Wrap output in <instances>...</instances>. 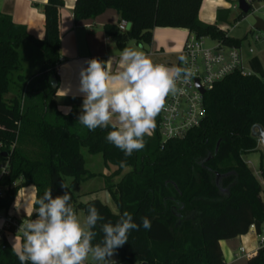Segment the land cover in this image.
Wrapping results in <instances>:
<instances>
[{"label":"trees","instance_id":"obj_1","mask_svg":"<svg viewBox=\"0 0 264 264\" xmlns=\"http://www.w3.org/2000/svg\"><path fill=\"white\" fill-rule=\"evenodd\" d=\"M202 1L76 0L73 17L77 22L107 9L116 10L130 28L122 31L107 25L105 30L120 48L130 40L150 44L158 27L187 29L199 38L241 48L245 38H234L217 24L199 19ZM63 6V0L45 3L42 40L0 12V164L8 163L0 180L5 188L0 209L9 210L19 191L33 186L35 210L36 199L47 189L51 188L53 197L63 195L61 184L69 177L71 182L66 183L76 211L82 209L87 215L88 207L94 205L105 221L113 223L128 211L141 225L130 232L128 243L117 249L120 264H223L220 241L245 236L251 226L260 235L264 224V188L243 158L257 147L252 127L259 124L264 128V76L258 75L262 71L250 76L233 72L217 82L204 95L202 124L183 138L163 142L156 118L153 134L145 136L146 147L126 157L107 142L110 128L89 131L77 121L75 110L62 114L54 102L57 89L50 79L54 75L58 80ZM248 14L239 13L237 19ZM24 42L36 45L44 62L20 94L7 99L21 69ZM82 148L102 155L107 167L115 166L107 190L118 213L97 198L79 203L72 193V187L95 176L86 168ZM121 161H126V166H121ZM127 167L131 170L114 183V177ZM260 170L264 179L262 164ZM143 217L151 221L150 230L143 228ZM102 237L99 233L93 243ZM0 264H20L5 238H0ZM245 264H264V245Z\"/></svg>","mask_w":264,"mask_h":264},{"label":"clouds","instance_id":"obj_2","mask_svg":"<svg viewBox=\"0 0 264 264\" xmlns=\"http://www.w3.org/2000/svg\"><path fill=\"white\" fill-rule=\"evenodd\" d=\"M180 61L187 63L184 56ZM86 63L87 67L80 70L76 92L61 87L57 94L61 99L70 93L73 98L82 95L77 121L89 131L110 128L107 142L126 157L146 147L145 136L152 134L166 98L182 91L178 82H187L191 75L188 68L154 63L143 51L130 47L123 48L118 58H92ZM63 110L67 115L71 107ZM121 166H126V161H121ZM61 188L64 194L55 197L51 188L47 189L36 199L38 207L26 213L27 219L17 231L22 236L16 234L12 244L20 264H85L89 259L94 264H116L112 257L117 249L128 243L130 232L141 225L128 211L115 223L105 221L94 205L81 220L71 203L69 185L62 182ZM142 226L150 230L151 221L143 217ZM96 229L103 237L94 244L99 234Z\"/></svg>","mask_w":264,"mask_h":264},{"label":"crops","instance_id":"obj_3","mask_svg":"<svg viewBox=\"0 0 264 264\" xmlns=\"http://www.w3.org/2000/svg\"><path fill=\"white\" fill-rule=\"evenodd\" d=\"M75 1L76 0H63L64 6L60 10V61L56 66V74L58 76L57 90L61 87L71 88L72 93L76 92L77 86L79 85L81 68L87 67L86 61L92 58H98L102 61H107L110 57L118 58L123 49L118 47L116 42L109 37L105 30L107 25L118 26L121 21L119 13L114 9H107L94 18L83 19L76 22L73 17ZM234 1L203 0L199 11V19L204 23L217 24L219 28L226 30L228 34L234 38H245L244 40H246L247 34H245L243 38H239L231 33L232 28L237 25H232V22L234 21L237 23L240 21L237 19L238 16H232L231 10H238L239 13H242L239 8H234L237 4V0ZM46 2L47 0H0V12L11 17L16 24L24 26L28 33L35 39L42 40L45 35L44 5ZM231 2H234V4ZM129 28L130 24L128 25V29ZM188 35L189 31L187 29L158 27L153 30V39L150 44L130 40L125 47L143 51L154 63L174 66L180 61V52ZM250 49L252 48L250 47L245 54L241 44L244 62L247 63L250 70L254 72L261 70L264 72L261 59L248 56V54L254 53V51L250 52ZM61 52L64 53L63 56H61ZM20 61L21 69L15 75L16 79L18 81L21 79L24 81V78L30 80L32 77L39 74L40 68L44 62V56L36 45L30 42H24L20 48ZM115 68L116 65L113 64V70H115ZM72 93H70L68 97L61 99L56 91L54 102L62 114H65L63 109L70 106L71 111H76L78 118L83 96L76 95V97L73 98ZM156 118H158V115ZM153 132L154 129L152 130V134ZM88 171L93 173L89 169ZM29 188L31 189L29 190ZM34 200L35 188L33 186L24 187L19 191L16 200L9 210L18 218L27 219L26 213L34 211ZM33 218H35L34 215ZM261 237H264L263 227ZM14 238L15 236L12 235L7 237V241L11 246L14 242ZM236 240L242 241V238L238 237L220 241L223 258L227 262H230L236 254L237 246L234 244ZM244 240L249 249H255L259 242L257 235H248ZM247 261V259H240L234 262V264H245Z\"/></svg>","mask_w":264,"mask_h":264},{"label":"built area","instance_id":"obj_4","mask_svg":"<svg viewBox=\"0 0 264 264\" xmlns=\"http://www.w3.org/2000/svg\"><path fill=\"white\" fill-rule=\"evenodd\" d=\"M250 7L253 0H245ZM234 8H239L238 0ZM252 8V7H251ZM251 11V9H250ZM129 23L126 20H121L118 28L122 31L128 29ZM205 37H197L193 33H189L185 40L180 55L184 56L187 63L179 61L174 66L188 68L191 72L187 82H178V87L182 91L176 95H169L166 98L165 107L158 114L159 132L163 138V142L169 139L183 138L191 129L199 127L205 117L204 95L208 90H211L214 85L223 80L233 72H240L243 76H250L254 71L245 68L244 58L241 48L234 46H226L221 41L214 40L215 46L208 47L205 45ZM255 40H259L258 36H254ZM253 52V49H250ZM198 81V84L196 83ZM201 88L205 90L203 94ZM1 146V141H0ZM8 163L0 164V180L7 172ZM261 175L259 171H256ZM5 188L0 184V198L3 197ZM10 210L0 209V238H5L9 235L22 236V233H17L22 221ZM248 235L258 236L259 242L255 249H249L245 242V237ZM242 241L238 248V253L234 258L227 262L223 258V264H234L240 259H251L255 256L259 249L264 245V237L258 235L255 226H251L249 233L245 236H240ZM85 264H87L85 262Z\"/></svg>","mask_w":264,"mask_h":264},{"label":"rangeland","instance_id":"obj_5","mask_svg":"<svg viewBox=\"0 0 264 264\" xmlns=\"http://www.w3.org/2000/svg\"><path fill=\"white\" fill-rule=\"evenodd\" d=\"M234 1V0H233ZM235 2V1H234ZM234 2H231L234 4ZM232 16H238V10H231ZM256 18H260L264 20V0H253L252 10L250 13L240 21L232 22V25L237 24L234 28H232V34L236 37L243 38L245 34H247V39L242 43L243 52L246 54L247 50L251 47L254 51L253 54H248L250 57H258L262 61V66L264 70V32L253 29L254 24L256 23ZM253 35H258L259 40L256 41L253 38ZM216 42L211 39L207 38L205 40V45L208 47L215 46ZM245 68L249 70L247 63L245 62ZM255 73V72H254ZM259 76H264V72L258 73ZM14 82H12L11 91L9 94L6 95V98L9 99L15 94H20L21 89L24 88V82L28 81L27 78H24V81H18L16 77L13 78ZM26 80V81H25ZM82 154L86 161V167L91 172L95 174L94 177L91 179H87L86 181L82 182L80 185L71 188L72 193L77 198V202H87L91 199H100L103 203L107 204L114 213H118V208L116 203L114 202L113 198L111 197L109 191L107 190L108 185V178L112 176V173L115 170V166L110 165L107 167L104 163L102 155H92L90 154L86 148H82ZM244 160L248 164V166L252 169L254 175L261 183L262 187L264 188V179L262 174L258 175L256 171L260 170V164L264 167V147L258 141L257 147L254 151L246 154L243 156ZM131 170L130 167L124 169L121 175L114 177V183H118L122 177ZM66 182L70 184L71 178H66ZM31 188H29L30 190ZM28 190V189H27ZM77 215L83 220L86 216L85 212L82 209H77ZM263 235H264V226H263ZM241 240L234 241V244L237 246L236 253H238L239 243ZM11 246V245H10ZM12 247V246H11ZM112 259L116 261V264H120V261L115 254ZM87 264H94V262L89 259L86 261Z\"/></svg>","mask_w":264,"mask_h":264},{"label":"water","instance_id":"obj_6","mask_svg":"<svg viewBox=\"0 0 264 264\" xmlns=\"http://www.w3.org/2000/svg\"><path fill=\"white\" fill-rule=\"evenodd\" d=\"M238 6H239V10L243 13V14H248L250 12V5L245 1V0H238ZM253 29L255 30H259L264 32V20L260 19V18H256V23L253 26ZM51 85L54 89L58 88V80L56 78V76H51ZM196 83L198 84V81H196ZM201 92L204 94L205 90L201 88ZM251 136L255 139H257L264 147V128L259 125L256 124L252 127L251 129ZM219 147V143L217 145V150ZM4 156H7V153H4Z\"/></svg>","mask_w":264,"mask_h":264}]
</instances>
